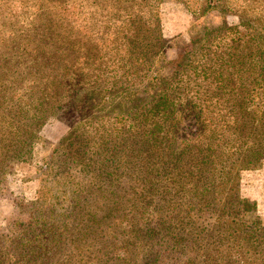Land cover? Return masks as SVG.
<instances>
[{
	"label": "trees",
	"instance_id": "1",
	"mask_svg": "<svg viewBox=\"0 0 264 264\" xmlns=\"http://www.w3.org/2000/svg\"><path fill=\"white\" fill-rule=\"evenodd\" d=\"M159 1L121 8L100 41L118 44L102 56L78 11L48 3L40 29L64 43H26L32 57L0 83V161L28 151L69 87L81 106L108 112L59 142L42 182L57 183L65 200L18 223L0 264H264V227L239 189L240 173L264 162V0H181L197 18L220 19L195 23L188 50L166 62ZM185 120L189 140L180 137Z\"/></svg>",
	"mask_w": 264,
	"mask_h": 264
},
{
	"label": "rangeland",
	"instance_id": "2",
	"mask_svg": "<svg viewBox=\"0 0 264 264\" xmlns=\"http://www.w3.org/2000/svg\"><path fill=\"white\" fill-rule=\"evenodd\" d=\"M67 5L66 12L77 13L76 24H80L87 33V44L93 43L98 55L102 56L111 46L118 43H100L104 38H109L117 28L116 24L123 17L121 8L128 7L130 0H60ZM50 0H0V83L9 85L8 77L15 65L13 62L21 58L32 57V53L26 54L23 47L26 43H64V38L49 35L47 30L40 29L45 12L48 11ZM132 3V2H131ZM158 18L160 22L161 50L165 62L173 60L189 48V31L195 23H216L220 18L211 12L208 15L197 18L183 5L181 0H160L157 4ZM227 24L236 23V17L225 16ZM53 24L52 28H55ZM51 26V24H50ZM56 31L58 27H56ZM61 34H65L64 31ZM66 35V34H65ZM56 38V40H54ZM107 55V54H106ZM90 56V55H89ZM88 56V57H89ZM165 65V70H166ZM8 82V83H7ZM11 84V83H10ZM13 89V88H11ZM68 92L59 94V101L51 108L49 116L40 125L33 135L29 149L8 166L2 164L6 173L0 181V198H8L19 206L20 211L16 219L12 220L8 227L0 231V258L7 261V256L14 251L17 245L19 226L18 223H26L33 219L40 209L57 201L59 185L53 181L42 182L46 162L55 154L59 142L63 140L71 130L83 121L99 120L107 114L108 108L94 106H81L78 96ZM23 93L22 88L18 89ZM17 93V92H13ZM61 95V96H60ZM77 96L76 98H72ZM15 99V98H14ZM7 100V99H6ZM0 122L3 124L7 116L3 111L2 98H0ZM8 102V101H7ZM114 105V104H113ZM180 137L189 140L194 136V127L191 121L185 120L180 124ZM0 130V134H1ZM61 156V159L65 157ZM67 156V155H66ZM240 194L247 199L255 201L257 220L264 227V162L260 168L243 170L240 173ZM38 232V227H35ZM20 233V232H19ZM21 235V234H20ZM4 260V262H5ZM40 264H46L41 262ZM79 264H86L84 258Z\"/></svg>",
	"mask_w": 264,
	"mask_h": 264
},
{
	"label": "clouds",
	"instance_id": "3",
	"mask_svg": "<svg viewBox=\"0 0 264 264\" xmlns=\"http://www.w3.org/2000/svg\"><path fill=\"white\" fill-rule=\"evenodd\" d=\"M20 211L19 206L8 198H0V231L5 230L8 224L16 219Z\"/></svg>",
	"mask_w": 264,
	"mask_h": 264
}]
</instances>
